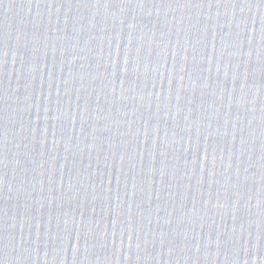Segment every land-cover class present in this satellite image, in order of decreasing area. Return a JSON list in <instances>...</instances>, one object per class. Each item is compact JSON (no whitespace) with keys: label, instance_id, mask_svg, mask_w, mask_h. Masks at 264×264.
Masks as SVG:
<instances>
[{"label":"water","instance_id":"water-1","mask_svg":"<svg viewBox=\"0 0 264 264\" xmlns=\"http://www.w3.org/2000/svg\"><path fill=\"white\" fill-rule=\"evenodd\" d=\"M0 264H264V0H0Z\"/></svg>","mask_w":264,"mask_h":264}]
</instances>
